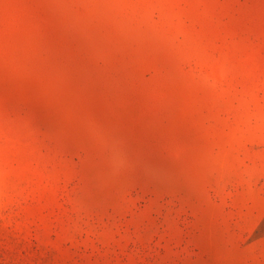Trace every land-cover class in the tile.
Returning <instances> with one entry per match:
<instances>
[{"label":"rangeland","instance_id":"rangeland-1","mask_svg":"<svg viewBox=\"0 0 264 264\" xmlns=\"http://www.w3.org/2000/svg\"><path fill=\"white\" fill-rule=\"evenodd\" d=\"M0 264H264V0H0Z\"/></svg>","mask_w":264,"mask_h":264}]
</instances>
